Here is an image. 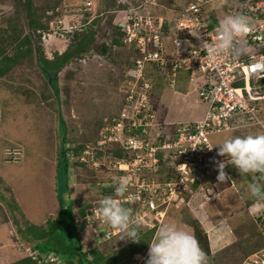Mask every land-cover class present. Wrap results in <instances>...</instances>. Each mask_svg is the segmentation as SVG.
Segmentation results:
<instances>
[{"label":"rangeland","instance_id":"374dc122","mask_svg":"<svg viewBox=\"0 0 264 264\" xmlns=\"http://www.w3.org/2000/svg\"><path fill=\"white\" fill-rule=\"evenodd\" d=\"M102 1H85V6L82 9H85L86 5L89 4L88 11L92 14L89 19H93L97 14ZM53 2L55 5V0H32L33 6L38 11ZM124 2H127L128 4L126 5L130 7L136 6L139 0H118V3L123 4ZM64 3L67 4V1H64ZM75 3L78 4L77 1ZM230 3L235 10L238 3L232 0ZM212 6L220 20L227 15H231L222 11L223 8H226L225 6H220V10L218 2L213 3ZM162 7L164 6L162 5ZM12 11L13 4L10 0H0V12H2L0 13V29L6 27L5 18ZM66 11L72 12L68 14V18L77 19V21L82 18L80 9L73 10V8L66 7ZM108 11L111 13L115 12V10ZM143 11L158 16L165 15L160 7L155 8L150 5H146ZM124 15L125 11L123 10L117 12L115 22H123ZM169 16L174 17L173 14H169ZM108 18L110 17L108 16ZM54 19L53 17L48 19L49 26ZM109 32L104 35L105 38H100L101 42L107 41L109 43ZM42 37L43 33H41V42L44 45L43 53L49 58L53 51L61 53L69 44L65 36L56 35L45 39H42ZM126 49L128 50L127 47ZM12 52L9 53L8 51V54ZM129 56L130 53L125 48L113 46L107 57L96 52L92 56L86 57L84 61H80L77 69L75 66H70L66 73L60 75L62 97L66 99L65 102L60 104L68 139L65 146L74 148L79 142L90 141L100 121L104 122L99 128L100 134L102 136L106 135L108 132L106 133L102 129L110 128L112 123L117 122L121 118L124 108V106L121 107L122 101L127 94L121 72L122 66L129 59ZM36 72V66L27 57L22 59L7 77H0L1 117L4 118L7 115L0 122V176H3L2 179L7 181L5 183L3 180L4 182L0 184V236L3 238L2 241H4L0 240V252L2 249L10 251L7 256L11 262L12 260L17 261L21 255L23 256V251H21L18 244H15L17 239L14 238L18 234L17 229L21 231L24 224L21 222L20 210L12 208L13 205L21 208L24 219H27L32 224L40 225L45 223V220L49 217L57 215L58 206L54 186H56V193H59V198L64 204H67L66 201L69 200L68 192H70V189L74 192V196L85 198L75 199V202L79 201V203H82V201H87L88 196H95L97 198L95 200L102 198L105 195L104 192H97L98 188L93 187H104L117 176L109 168L104 167L106 165L105 162L111 160L109 154L103 157V167L99 166L98 163L90 162H87L84 166H75L74 168L70 166L72 173L70 176L72 178L71 184L68 180L69 171H63V168H65L64 160L61 161L60 168L57 169L58 161L56 156L59 155L60 143L63 145L59 137V131L61 132V137L64 136L65 132L63 133V127L58 126L55 101L51 96L49 98L50 105L41 103L38 106V104L31 102V99L35 100L34 97L40 92L38 88L43 87V83L35 77ZM180 74L183 75L182 73ZM31 75H34V77ZM149 75L154 80L160 79L158 73ZM30 76L33 77L31 84L26 81L31 78ZM125 76H128V72ZM176 82L177 86L175 88L169 86L162 88L165 86L162 83L160 87L157 86L159 89H155V94L161 101L157 99L156 103L152 104V106L154 105V117L158 121H164L165 119H171L173 122L189 121L187 119H193L205 110L204 104L198 98V93L194 88L195 85L188 82L187 76L178 77ZM48 92L49 90L46 88V94ZM37 100L40 101L38 98ZM137 107L142 109L141 112L145 116L151 113L149 105ZM259 110L264 118V100L261 101ZM252 133L260 132L256 127L245 128L214 135L212 139L216 145L230 137ZM100 138L98 134L97 141H95H100ZM95 141L85 144L84 147L86 148L81 157L85 158V156H89L87 154H95L96 150L105 152L107 149L110 150L115 147L107 141L106 143L99 142V144L104 146L103 149H99L97 143L93 145ZM14 153L18 155L13 160H5L6 162L2 160V157H8ZM70 154L71 152H68L65 157L68 156L69 158ZM171 159L177 160V162L180 160L178 155L171 156ZM227 169H230L233 175H226L227 177L224 181H218L217 174H203L200 180L202 185L195 191L191 188V185L189 186L185 183V189L180 190L178 196V198H182V202L179 204L176 202L178 205L173 203L168 206L170 208L168 215L164 217L158 229L164 224H174L193 237L195 236L194 232L199 229L207 237L213 262L218 264H238L261 247V234L258 231L257 224L254 223L253 212L259 209L257 208L258 206H260V210L264 209V206L256 203L247 191V185L255 179L254 175H241L235 166L230 164L227 165ZM169 173H172V167ZM74 174L77 175L76 183L73 180ZM157 175L161 180L167 181L166 179H168L165 171ZM92 177H95V179ZM90 180L97 181L91 188H89ZM211 180L214 181L211 182ZM3 184H8L13 193L9 194ZM213 187H216L218 191H213ZM88 188L90 191H88ZM215 192H218V195H214ZM212 196L214 197L213 200L207 199V197ZM186 197L188 199L191 198V202L186 201ZM250 201L253 207L246 210ZM19 204H23L24 208ZM188 209L190 212L192 211L191 209H194L192 213H189L191 214L190 217ZM203 213L206 217L202 215ZM194 217L198 218L196 225H192ZM92 224L90 219L88 225L84 224V230L88 229L89 232H92ZM94 227L98 226L94 225ZM261 230L263 232L262 228ZM88 231L85 233H88ZM120 240L123 241L120 238L117 241ZM84 247L86 249L88 245L85 244ZM114 248L106 250L104 253L112 251ZM147 253L146 250L143 255L146 257L143 261L141 260L142 262L137 260L132 264H139L140 262L145 264ZM58 255L67 261L62 254L58 253Z\"/></svg>","mask_w":264,"mask_h":264},{"label":"built area","instance_id":"2783aa9c","mask_svg":"<svg viewBox=\"0 0 264 264\" xmlns=\"http://www.w3.org/2000/svg\"><path fill=\"white\" fill-rule=\"evenodd\" d=\"M177 1L178 8L172 9L162 7L158 0H140L142 3L137 7L130 6L124 21L118 24L124 33V43L136 52V57L126 71L128 76L124 87L127 94L121 118L110 128L102 129L108 133L102 136L99 132L101 138L97 142L99 149L104 147L99 142L107 141L122 148L120 158L114 160L110 156L111 164H102L117 175L112 182L99 187L105 194L102 198L111 197L122 205L127 204V208L131 209L132 222L143 229L159 226L170 209L168 206L182 202L178 196L180 190L185 189V183L190 186L201 180L205 173H218L215 162L226 161L227 158L217 155V147L210 141L212 134L246 126H255L264 132V119L257 115L254 103L264 99L258 84L264 80V0H239L240 8L236 14L248 18L250 30L235 41L236 53L218 57L214 63L208 59L202 44L215 43L216 29L209 28L205 17L200 15L206 6L210 8L209 5L218 0ZM147 4L153 7L159 5L165 10V15L141 12L140 8ZM170 10L175 11L172 13ZM169 13L174 17H170ZM62 23L56 20L50 25L54 32L75 28L72 20L67 21L65 27ZM192 32H197L199 39ZM48 36L44 34L43 39ZM150 67V74L154 75L157 71L159 80L147 74L146 69ZM180 73L195 85L198 97L206 105L204 116L192 123L159 127L154 122L152 106L157 100L155 89L162 83L164 87L173 88L176 79L183 76ZM241 76H244V84L234 86ZM250 80L253 83H249ZM147 105L151 113L145 116L137 106ZM207 146L213 147L209 149ZM157 153L163 155L161 160ZM173 155H178L180 159L179 162L175 160L173 165L176 175L167 181L161 180L155 171L159 169V164L168 166V159ZM80 160L85 161V158ZM122 178L129 180L128 189L124 194L116 195L115 181ZM100 199L95 200L82 220L84 224H89L91 219L95 238L106 239L119 231L105 230L97 211ZM207 199L213 200L214 197ZM261 234L263 245L239 264H264V230ZM19 248L29 264H68L54 252H41L31 246L19 245Z\"/></svg>","mask_w":264,"mask_h":264},{"label":"trees","instance_id":"16d2710c","mask_svg":"<svg viewBox=\"0 0 264 264\" xmlns=\"http://www.w3.org/2000/svg\"><path fill=\"white\" fill-rule=\"evenodd\" d=\"M10 1L13 4V11L9 16L5 18L6 27L0 29V77H7L12 69L17 66V64L22 59L27 57L30 58L32 60V63L36 66L37 72L35 73V77L43 83V87L38 88L40 92L36 97H34L35 100L31 99V102L38 104V106L41 103L50 105L49 98L51 96L55 101L54 104L57 114L58 126L63 127V133L65 132L63 134L64 136L61 137V132L59 131V137L63 145H61L60 143L58 151L59 155L56 156V159L58 161L57 169L60 168L61 161L64 160L65 168H63V171H69L68 180L70 183V181L72 180V178L70 177L72 175L70 171L71 168H69L70 166L74 168L75 166H84L87 162H90L98 163L99 166L103 167V157H105L106 154L112 156L114 160L120 158L122 148L116 147L113 144L115 146L114 148L110 150L107 149L105 152L102 150H96L95 154H93L92 156H85V161H80V157L81 155H83V152L86 148L84 147L85 144L97 139L99 128L104 123L102 121L98 123L96 131L90 141L79 142L74 148L65 146V143L68 141V139L65 120L63 118V111L60 108V104L62 102H65L66 99H63L62 97L60 75L66 73V70L69 69L70 66H75V68L77 69L80 61H84L86 57H90L96 52H99L100 55L107 57L111 52L112 47L118 46L119 48H125V50L130 53L129 59L125 62L124 66H122L121 72L122 80L124 82L127 80L125 74L132 65V59L136 57V52L124 43V33L122 32L121 28L118 27V23L115 22L117 12L111 13L108 11H120L124 9L123 7H125V5L122 3H118V0H103L102 2H100V8L97 14L93 19H89L92 14L89 11L85 12L83 11L84 9H82L85 6L84 0H55V5L54 2L51 5L47 4L44 9H40L39 11L33 6L32 0ZM64 1H67V4H65ZM76 1L78 2V4L75 3ZM158 3H160L161 6L163 5L164 8H178L177 0H158ZM66 7L73 8V10H82L80 13V15H82V18L79 19L80 21H77V19L75 20V28L73 30L67 32L65 30H62V32L58 31L59 33L56 34L66 37L69 43L67 48L61 53L53 51L50 58L46 57L43 53L44 45L41 42L40 32L51 31L48 25V19H50V17L60 19L65 27L68 20L64 19ZM162 10L165 11L164 9ZM174 11L175 10H170V12L172 13ZM37 12H39L40 14ZM108 16L110 18H108ZM200 16L205 17L209 28L216 29L219 19L216 14H213V11H211L208 6L203 9ZM108 32L110 33L109 43L107 41L101 42L100 38L102 39V37H104L105 34L107 35ZM126 47L128 48V50L126 49ZM8 51L9 53L11 51L13 52L11 54H8ZM151 69L152 67L146 69L147 74H150ZM31 76L34 77V75ZM33 77L28 78L26 81L31 84V82H33ZM241 83L242 80L240 79L238 83H234V86L241 85ZM46 88L49 90L47 94ZM260 93L264 94V85L261 86ZM37 98L42 102L38 101ZM124 98L122 101V105H124L125 103ZM255 104L257 108V115L259 116V118L264 119L261 116V111L257 107L258 104ZM0 114H2L1 110ZM259 132H261V130H259ZM96 141L93 145H96ZM153 145H155V143H153ZM68 152L72 153V156L69 157L70 159L68 158V156L65 157ZM10 156L2 157V160L4 162L9 159L11 160V158H9ZM162 156L163 155L161 153H157V157L159 159ZM175 162L176 161L173 159H168V166H166L165 164H159V169H157L155 172L158 174L165 171L167 172L168 179L174 177L176 175L173 168ZM105 163L106 165L111 164L109 161ZM171 167L172 173H169ZM209 174H217L216 176H218V173L211 172ZM225 174L227 176L229 174L233 175V172L230 171V169H227L225 170ZM92 178L95 179V177ZM76 179L77 175L74 174L73 180L75 181ZM213 181L214 180H211V182ZM2 182L3 180L0 177V184ZM89 182V188H91L97 181L95 182L94 180H90ZM200 185H202V183L200 180H198L191 184V188L195 191L199 188ZM6 188L9 191V194L13 193L11 188ZM89 188L88 191H90ZM93 188H98L97 192H103V189H100L99 187ZM210 188L212 189V187ZM213 188V191H218L216 187ZM108 190L110 191L111 189L108 188ZM69 191V200L66 201L67 204H64L59 198V193L57 194L55 189V198L58 206L57 215L55 217H49L47 220H45V223L40 225L32 224L27 219H24V214L22 213L21 208L19 206L13 205L12 208L20 210V218L22 219L21 222L24 224L21 231L17 229L19 234H17L18 237L15 236L14 238L13 236L14 239H17V242L15 244H18L20 246H31L32 248L37 249L41 252H54L56 254L60 253L63 255V257L66 258V262L68 264H132L133 262L139 260L138 258L143 256L145 251L148 250V242L153 241L158 230V226L155 225L151 228L146 227L143 229L137 223H133L139 229L140 236L142 238V240L136 243L131 242L127 238L123 239V241H117L120 238V232H117L116 234L111 235L106 239H102L101 237H98L96 239L94 233L89 232L88 229H86L88 233H85L87 231L84 230L85 227L83 221L88 215V209L93 205L96 197L88 196V198L86 197V202L82 201V203H79V201L75 202V199L85 198L74 196V192H72L71 189ZM186 201L191 202V198L188 199V197H186ZM255 202L264 206V202ZM123 206L127 207V204ZM251 207L253 206L252 202L250 201L247 208L250 209ZM257 208L259 209L253 212V219L254 223L257 224L258 231H260L261 234V228L264 230V209L260 210V206H258ZM189 213H192V211L190 212V210L188 209V214ZM190 216L191 214H189V217ZM196 220L197 219L194 217L192 219V221L194 222L193 224H191L196 225ZM194 233V238L197 240L199 246L207 256L208 264H218L213 262L211 259L209 242L207 241L206 235L202 234L199 229H197ZM85 244L88 245V248L86 249L84 247ZM262 245L263 241L261 243V246ZM115 246L116 248H114ZM111 248L114 249H112V251L104 253V251H108ZM9 264H29V260L23 255L17 261Z\"/></svg>","mask_w":264,"mask_h":264},{"label":"clouds","instance_id":"9594fccd","mask_svg":"<svg viewBox=\"0 0 264 264\" xmlns=\"http://www.w3.org/2000/svg\"><path fill=\"white\" fill-rule=\"evenodd\" d=\"M85 1L86 0H84V2ZM230 1L231 0L215 1L218 2L219 9H221L220 6L223 7L225 6L226 8H223L222 11L226 14H231V15L225 16L223 19H221L218 22L216 26L217 36L215 43L208 44L207 42H205L202 44L208 59L213 63L217 60L218 57L230 53H236L238 50L235 48V41L238 38L244 36L250 30V23L248 18L245 17L243 14H236L238 9L240 8V1L232 0L238 3V6L235 10L232 4L230 3ZM141 3L142 2H140L139 0V3L134 7H137ZM213 3L209 5L210 6L209 9L213 11V14H216L212 6ZM123 4L125 5V7H123L124 9L122 10L125 11L126 14V11L129 8V6L126 5L128 4L127 2ZM159 5L161 4L159 3ZM159 5L155 6V8L159 7ZM143 6H144L143 8H140L141 12L146 7V5ZM83 11L88 12V5H86V8ZM115 12H119V11H115ZM234 12L236 15H234ZM143 13H147V12L143 11ZM68 14H70V12L65 11L64 14L65 20L66 19L71 20L70 18H68ZM56 20H60V19L56 18L53 21ZM72 21H74L75 23V20ZM49 29H51V31L48 32L41 31L40 33H43V35L44 34L49 35L47 38L56 36V34L59 33V32H54V29L51 27V25L49 26ZM62 30H65L67 32L73 29L67 30L65 28ZM62 30H60V32H62ZM192 35L196 36L197 39H199V34L197 32H192ZM241 80L242 83L240 86L244 84L243 82L244 76H241ZM249 83H253L252 80H250ZM258 84L260 86L264 85L262 81L259 82ZM176 86H177V82L175 81V86L173 88H175ZM157 99L159 100L158 97ZM199 100L201 99L199 98ZM262 100L264 99H261L260 101H256L258 104L257 106L258 109L261 105ZM202 103L204 104L206 109L205 103L203 101ZM155 118H154V122L159 127L164 125L176 126L179 124L192 123L194 121H198V120H191L189 122H180V123L165 122L162 124H158ZM1 119L2 117L0 114V121ZM254 127L255 126H246V127L238 128L233 131H237L245 128H254ZM228 132H223V133H228ZM223 133H219V134H223ZM219 134H212L211 136L219 135ZM211 136H210V141H211ZM213 146L214 147L219 146L217 147L218 156H223L227 158L226 161L221 160L215 162L216 167L218 169L217 180L224 181L225 178L227 177L224 171L226 163L233 165L241 175H245V174L254 175L255 177L254 181L247 185L248 194L255 201L264 202V132L246 134L242 136L240 135L233 136L228 139H225L222 143ZM212 147H208V148L211 149ZM70 156H72V153L69 155V157ZM128 184H129V180L127 178L116 180L114 192L117 195L124 194L128 189ZM97 211L100 220L103 222L105 230L116 229L121 233L120 239L127 238L133 243L142 240L139 229L132 222L131 209L124 207L121 203L117 201V199L111 197H104L100 199ZM148 244H149V248L147 250L148 253L145 264H208L207 256L199 246L197 240L191 234L180 229L174 224L162 225L158 230L155 240L148 242Z\"/></svg>","mask_w":264,"mask_h":264},{"label":"crops","instance_id":"0c3cea01","mask_svg":"<svg viewBox=\"0 0 264 264\" xmlns=\"http://www.w3.org/2000/svg\"><path fill=\"white\" fill-rule=\"evenodd\" d=\"M221 10V9H220ZM219 18V17H218ZM219 21H220V19H219ZM160 101V100H159ZM161 102V101H160ZM203 113H204V110L202 111V113L201 114H199L197 117H195V118H193V119H187V120H189V121H191V120H199V119H201L202 118V116H203ZM2 115V114H1ZM6 116L7 115H5V117L4 118H2L1 119V121L3 120V119H5L6 118ZM0 121V122H1ZM189 121H182V122H189ZM156 122L158 123V124H162V123H165V122H167V123H174L171 119H168V120H164V121H158L157 119H156ZM177 123H180V121H178ZM229 133V132H228ZM219 135H221V134H219ZM214 136V135H213ZM213 136H211V143L213 144V145H215L214 144V140L212 139V137ZM215 147H219V146H215ZM55 175V174H54ZM1 177V179H2V177L3 176H0ZM2 180H4V179H2ZM5 181V183L7 182L6 180H4ZM3 181V182H4ZM4 185V187H9L10 188V186L8 185V184H3ZM54 185H55V183H54ZM12 187V186H11ZM55 189H56V186H54V191H55ZM231 190V189H230ZM21 202V201H20ZM22 208H24V205L23 204H19ZM252 208V207H251ZM192 211H194V209H191ZM246 210H248V208L246 209ZM250 212V211H249ZM202 215H204V217H206V215L203 213ZM197 220H198V218L197 217H195ZM159 230V229H158ZM158 230H157V232H156V235H157V233H158ZM156 235H155V237H156ZM155 237H154V239H153V241L155 240ZM0 240L2 241L3 240V238H2V236H0ZM2 242H4V241H2ZM2 244V243H1ZM3 246V245H2ZM213 251V250H212ZM8 252H10V251H6V249L5 250H3L2 249V251L0 252V264H9V263H13V262H15V260H12V262H11V260L9 259V257L7 256V253ZM2 255H4V257H2ZM22 257V255L20 256V258ZM146 256H142V258L139 260V261H143V259L145 258ZM20 258H18V259H20ZM17 260V259H16ZM141 261V262H142ZM141 262L139 263V264H141Z\"/></svg>","mask_w":264,"mask_h":264},{"label":"bare ground","instance_id":"6f19581e","mask_svg":"<svg viewBox=\"0 0 264 264\" xmlns=\"http://www.w3.org/2000/svg\"><path fill=\"white\" fill-rule=\"evenodd\" d=\"M20 154V153H19ZM18 155V154H12L9 158H11V160H13L15 158V156ZM10 161V159H9ZM96 241V240H95Z\"/></svg>","mask_w":264,"mask_h":264},{"label":"water","instance_id":"95a60500","mask_svg":"<svg viewBox=\"0 0 264 264\" xmlns=\"http://www.w3.org/2000/svg\"><path fill=\"white\" fill-rule=\"evenodd\" d=\"M264 83V81H262Z\"/></svg>","mask_w":264,"mask_h":264}]
</instances>
